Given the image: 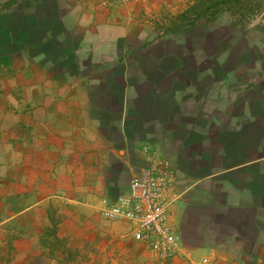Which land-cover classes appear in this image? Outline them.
I'll return each mask as SVG.
<instances>
[{"label": "crops", "instance_id": "crops-1", "mask_svg": "<svg viewBox=\"0 0 264 264\" xmlns=\"http://www.w3.org/2000/svg\"><path fill=\"white\" fill-rule=\"evenodd\" d=\"M194 1L0 0V264H69L63 240L141 247L103 213L145 148L175 163L186 250L264 264V47L224 15L165 33Z\"/></svg>", "mask_w": 264, "mask_h": 264}, {"label": "built area", "instance_id": "built-area-1", "mask_svg": "<svg viewBox=\"0 0 264 264\" xmlns=\"http://www.w3.org/2000/svg\"><path fill=\"white\" fill-rule=\"evenodd\" d=\"M104 8L125 7L133 0H99ZM144 166L133 178L128 192L104 211V218L126 229L129 236L157 264L182 259L188 264H209L186 250L172 223L171 207L177 200V170L174 161L160 151L145 148Z\"/></svg>", "mask_w": 264, "mask_h": 264}, {"label": "rangeland", "instance_id": "rangeland-1", "mask_svg": "<svg viewBox=\"0 0 264 264\" xmlns=\"http://www.w3.org/2000/svg\"><path fill=\"white\" fill-rule=\"evenodd\" d=\"M190 6L191 5L188 7ZM188 7L182 12L166 18L167 23L164 25L165 33H168V27L177 28V32H186L198 27L191 26L190 21H181L177 19V16L185 12ZM223 15L229 18L224 20L222 19ZM220 17H222L220 19L222 21L219 22H221V24L223 21L229 23L228 25L234 30L232 35H235L237 40L239 39V41H242L245 45H248L250 41L261 42L262 47H264V6L260 14L249 17L240 24H236L234 18L229 13H222L218 18ZM218 18L207 26L213 27L215 24H218ZM235 38L233 41L236 40ZM61 220L62 218H58L56 215H53L52 220L50 219L51 223H49L50 225L46 228V233L49 238L57 234V224L60 223ZM68 245L69 248H67ZM54 246L63 247L67 251L66 259L69 264H157L142 247H133L130 245L131 252H128V254L124 253L125 255L122 254V252H113L109 243V238L107 237L104 240L100 238V241L88 242L84 247L79 249L76 248L77 243L71 242L70 240H63V242L56 243ZM117 248L119 249V247Z\"/></svg>", "mask_w": 264, "mask_h": 264}, {"label": "trees", "instance_id": "trees-1", "mask_svg": "<svg viewBox=\"0 0 264 264\" xmlns=\"http://www.w3.org/2000/svg\"><path fill=\"white\" fill-rule=\"evenodd\" d=\"M264 0H196L188 9L177 16L178 20L190 21L191 26H207L222 13H229L236 24L263 10ZM177 28L168 27L167 31L177 33Z\"/></svg>", "mask_w": 264, "mask_h": 264}]
</instances>
